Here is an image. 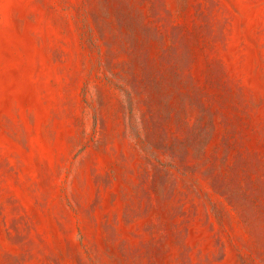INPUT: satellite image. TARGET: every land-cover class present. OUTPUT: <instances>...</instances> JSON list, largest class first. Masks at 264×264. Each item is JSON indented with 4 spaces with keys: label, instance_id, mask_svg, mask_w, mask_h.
<instances>
[{
    "label": "rangeland",
    "instance_id": "rangeland-1",
    "mask_svg": "<svg viewBox=\"0 0 264 264\" xmlns=\"http://www.w3.org/2000/svg\"><path fill=\"white\" fill-rule=\"evenodd\" d=\"M0 264H264V0H0Z\"/></svg>",
    "mask_w": 264,
    "mask_h": 264
}]
</instances>
